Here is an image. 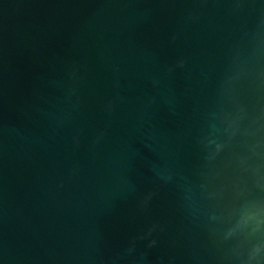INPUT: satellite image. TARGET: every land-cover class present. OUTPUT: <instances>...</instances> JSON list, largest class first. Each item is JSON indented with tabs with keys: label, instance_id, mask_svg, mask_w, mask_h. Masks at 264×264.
I'll use <instances>...</instances> for the list:
<instances>
[{
	"label": "water",
	"instance_id": "obj_1",
	"mask_svg": "<svg viewBox=\"0 0 264 264\" xmlns=\"http://www.w3.org/2000/svg\"><path fill=\"white\" fill-rule=\"evenodd\" d=\"M0 264H264V0H0Z\"/></svg>",
	"mask_w": 264,
	"mask_h": 264
}]
</instances>
